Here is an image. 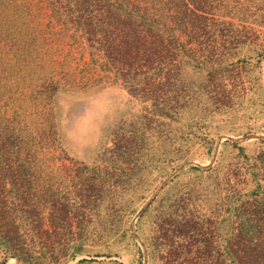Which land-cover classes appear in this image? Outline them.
<instances>
[{"label":"trees","instance_id":"16d2710c","mask_svg":"<svg viewBox=\"0 0 264 264\" xmlns=\"http://www.w3.org/2000/svg\"><path fill=\"white\" fill-rule=\"evenodd\" d=\"M239 1L0 0V264L63 263L114 187L61 149L55 96L115 83L157 115L176 116L211 79L222 85L229 56L264 34L246 21L257 0L248 13ZM186 67L207 80L188 85ZM219 176L212 190L230 214L223 243L213 222L200 237L192 220L163 213L150 238L156 264H264V151Z\"/></svg>","mask_w":264,"mask_h":264},{"label":"rangeland","instance_id":"374dc122","mask_svg":"<svg viewBox=\"0 0 264 264\" xmlns=\"http://www.w3.org/2000/svg\"><path fill=\"white\" fill-rule=\"evenodd\" d=\"M239 2L241 13H248L243 9L248 0ZM254 4L246 21L264 30V0ZM262 49L264 34L240 45L225 62L222 85L211 79L208 92L183 104L172 118L157 115L150 103L115 83L55 96L61 149L73 160L100 168L114 185L84 224L79 250L61 264H141V260L156 264L159 250L150 238L155 223L167 212L175 221L185 217L195 222L194 234L200 237H207L213 222L223 243L230 214L225 200H216L212 189L221 182L214 176L222 177L227 169L241 165L244 156L264 151ZM182 75L193 88L207 80L202 69L186 67ZM210 94L223 99V105L208 100ZM182 197L187 199L177 203ZM177 234L171 232L169 238L175 240ZM46 250L38 255L45 256ZM11 259L18 264L10 257L4 264Z\"/></svg>","mask_w":264,"mask_h":264},{"label":"bare ground","instance_id":"6f19581e","mask_svg":"<svg viewBox=\"0 0 264 264\" xmlns=\"http://www.w3.org/2000/svg\"><path fill=\"white\" fill-rule=\"evenodd\" d=\"M11 261H12V262H11V263H8V264H15V263H14L15 261H14L13 259H11Z\"/></svg>","mask_w":264,"mask_h":264}]
</instances>
